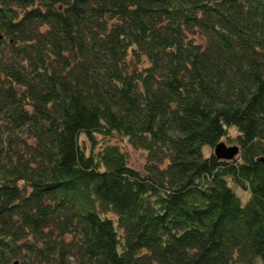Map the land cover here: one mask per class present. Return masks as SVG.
<instances>
[{
    "label": "trees",
    "instance_id": "1",
    "mask_svg": "<svg viewBox=\"0 0 264 264\" xmlns=\"http://www.w3.org/2000/svg\"><path fill=\"white\" fill-rule=\"evenodd\" d=\"M261 156L264 0H0V264H264Z\"/></svg>",
    "mask_w": 264,
    "mask_h": 264
},
{
    "label": "rangeland",
    "instance_id": "2",
    "mask_svg": "<svg viewBox=\"0 0 264 264\" xmlns=\"http://www.w3.org/2000/svg\"><path fill=\"white\" fill-rule=\"evenodd\" d=\"M228 145H231V143ZM124 147H126V149L128 150V155H129V158L131 160V163L138 168H143V164L146 160L145 153L141 149H137L128 143H125ZM208 149L209 148L205 147V153H208ZM237 193L241 197L246 196L245 193L240 188H237Z\"/></svg>",
    "mask_w": 264,
    "mask_h": 264
},
{
    "label": "water",
    "instance_id": "3",
    "mask_svg": "<svg viewBox=\"0 0 264 264\" xmlns=\"http://www.w3.org/2000/svg\"><path fill=\"white\" fill-rule=\"evenodd\" d=\"M239 152L238 145H227L224 141L218 142L214 146V153L218 158L231 159ZM260 160L264 162V156L260 157Z\"/></svg>",
    "mask_w": 264,
    "mask_h": 264
}]
</instances>
